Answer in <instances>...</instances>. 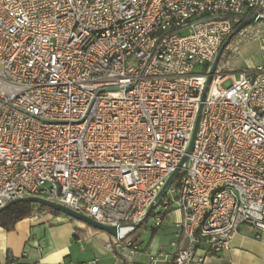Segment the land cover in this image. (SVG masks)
Instances as JSON below:
<instances>
[{
    "label": "built area",
    "instance_id": "2783aa9c",
    "mask_svg": "<svg viewBox=\"0 0 264 264\" xmlns=\"http://www.w3.org/2000/svg\"><path fill=\"white\" fill-rule=\"evenodd\" d=\"M254 16L221 55L187 155L215 57ZM255 39L264 50V0H0V209L37 197L116 226L121 264H135L134 226L169 212L185 240L173 264L264 231V67L232 63Z\"/></svg>",
    "mask_w": 264,
    "mask_h": 264
},
{
    "label": "crops",
    "instance_id": "0c3cea01",
    "mask_svg": "<svg viewBox=\"0 0 264 264\" xmlns=\"http://www.w3.org/2000/svg\"><path fill=\"white\" fill-rule=\"evenodd\" d=\"M176 217V213H167L156 232L150 229L153 225L143 227L135 242V264H146L161 249L169 258L160 264H173L175 253L185 245L174 229ZM144 232L150 236L144 239ZM112 242L109 235L92 232L65 215L39 214L17 222L9 232L0 228V264H121ZM206 264H264V231L242 226L229 250L209 257Z\"/></svg>",
    "mask_w": 264,
    "mask_h": 264
},
{
    "label": "water",
    "instance_id": "95a60500",
    "mask_svg": "<svg viewBox=\"0 0 264 264\" xmlns=\"http://www.w3.org/2000/svg\"><path fill=\"white\" fill-rule=\"evenodd\" d=\"M258 18L256 16L248 19V20H245L243 21L240 25H238L236 27V29L230 34V36L225 40V42L222 44L218 54L216 55L215 57V60L211 66V70H210V73H209V76L207 78V81H206V84H205V88H204V91H203V94H202V97H201V102L202 104L200 105L199 107V110H198V114H197V118H196V121H195V125H194V130H193V134H192V138H191V141H190V145L188 147V150H187V155L191 152L192 150V147H193V144H194V140H195V135H196V132H197V128H198V124H199V121H200V117H201V112H202V108H203V102L205 100V97H206V93L208 91V87H209V84H210V81H211V76L213 75L218 63H219V60L221 58V55L224 51V49L226 48V46L228 45L229 41L234 37L236 36L241 30H243L245 27L249 26V25H252L256 22H258ZM187 162V157H184L182 159V161L179 163L178 165V168L172 173V175L168 178V180L166 181L165 185L163 186V188L161 189L160 193L158 194L156 200L163 194L164 190L167 188V186L171 183V181L173 180V178L176 176V174L179 172L180 168L183 166V164H185ZM17 203H31V204H37V205H40V206H43V207H46V208H49V209H52L54 211H57L65 216H67L68 218L74 220V221H77L79 223H82L84 224L85 226L87 227H90L92 229H96L98 231H101L107 235H109L110 237L112 238H117L118 236V233H119V228L116 227V226H111V225H104V224H100L98 222H95L93 221L92 219L84 216V215H81L75 211H72L71 209L69 208H66L64 206H61V205H57L55 203H52V202H49V201H46L44 199H41V198H37V197H26V198H22V199H17V200H14L8 204H6L3 208L0 209V212L4 211L6 208L14 205V204H17ZM151 208L147 211V214H146V217L145 219L148 218V216L150 215L151 213ZM142 224V222H140L139 224L135 225L134 226V229H137L140 225Z\"/></svg>",
    "mask_w": 264,
    "mask_h": 264
},
{
    "label": "trees",
    "instance_id": "16d2710c",
    "mask_svg": "<svg viewBox=\"0 0 264 264\" xmlns=\"http://www.w3.org/2000/svg\"><path fill=\"white\" fill-rule=\"evenodd\" d=\"M39 214H51L54 216L63 215L57 211H54L52 209H49V208H46V207H43V206H40L37 204L17 203V204H14V205L6 208L4 211L0 212V228L9 232V231L13 230V228L17 222L24 220L26 218L35 216V215H39ZM147 220L144 223H146ZM72 221H74V220H72ZM144 223H142L137 229H135L133 233L127 235L126 239L132 240L133 242H136L140 236V232L143 230V227H145ZM160 227L152 226V228H150V229L153 232H156L160 229ZM90 230L92 232H96V233L101 232V231H98V230L92 229V228H90Z\"/></svg>",
    "mask_w": 264,
    "mask_h": 264
},
{
    "label": "rangeland",
    "instance_id": "374dc122",
    "mask_svg": "<svg viewBox=\"0 0 264 264\" xmlns=\"http://www.w3.org/2000/svg\"><path fill=\"white\" fill-rule=\"evenodd\" d=\"M261 42L257 39L252 40L250 42L244 43L240 47V54L232 59V63L235 67V70H244L246 68H257V67H264V50L261 48ZM199 68H196L198 71ZM237 75V74H235ZM228 84H224L225 87ZM62 216V215H61ZM151 219H148L144 226H152ZM144 239L149 237V232H144Z\"/></svg>",
    "mask_w": 264,
    "mask_h": 264
}]
</instances>
